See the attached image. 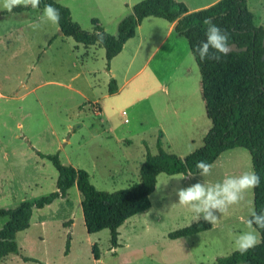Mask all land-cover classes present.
<instances>
[{
    "label": "rangeland",
    "instance_id": "obj_1",
    "mask_svg": "<svg viewBox=\"0 0 264 264\" xmlns=\"http://www.w3.org/2000/svg\"><path fill=\"white\" fill-rule=\"evenodd\" d=\"M57 1L71 9L83 29L92 30L95 18L105 21L110 33H118L109 16L117 14L122 1ZM185 1L192 4L196 0ZM248 6L256 24L264 26V0H248ZM43 10H0V207H14L57 189V169L34 148L58 153L63 164L86 169L98 189L114 191L140 180L135 170L126 178L111 177V171L143 160L147 148L158 152L162 131L158 123L168 129L163 143L166 150L172 143L175 153L185 156L202 145L201 131L207 124L210 129L212 122L205 105L202 116H192L200 70L195 57L188 54L186 37L173 33L138 73L141 62L126 71L118 64V71L123 70L118 76L120 85L124 76L130 80L114 95L109 93L110 80L105 83L106 49L85 46L61 34L59 24L33 27ZM165 32L161 30L160 38ZM198 96L202 100L199 90ZM94 102L99 103L101 115ZM190 121L195 144L179 146L172 125L186 127ZM107 127L112 136H106ZM237 149L241 151L214 164L201 183L215 184L254 170L250 152ZM170 177L165 173L159 177L149 209L119 227L118 246L112 245L109 228L88 232L81 194L74 185L66 197L34 208L31 226L17 233L20 252L7 255L1 264H214L217 257L235 251L233 236L251 230L247 221L254 210V191H248L227 213L216 211L218 220L211 229L172 239L170 232L203 217L195 219L189 208L178 203L175 189L183 184ZM7 220L8 216H0V229ZM253 229L260 241L259 231ZM95 243L99 259L93 253ZM23 255L40 262L25 261Z\"/></svg>",
    "mask_w": 264,
    "mask_h": 264
},
{
    "label": "trees",
    "instance_id": "obj_2",
    "mask_svg": "<svg viewBox=\"0 0 264 264\" xmlns=\"http://www.w3.org/2000/svg\"><path fill=\"white\" fill-rule=\"evenodd\" d=\"M51 4L60 12L59 28L63 35L73 37L85 46L98 44L106 49L107 68L113 57L118 55L124 44L133 37L137 27L148 16L175 21L186 12L188 6L179 0H140L133 12L124 17L114 35L94 21L92 30H85L72 17L71 9L57 0H40L39 8ZM29 8H14L23 12ZM3 14V12L1 13ZM212 22L228 33V43L237 44L239 50L229 51L219 61L201 60L195 52L197 43L204 39V20ZM187 38L201 71L202 96L212 127L204 138V144L182 157L163 146V132L157 140L158 152L147 148L146 158L140 168V180L126 188L114 191L98 189L86 169L63 164L59 154L44 153L36 148L41 157L48 158L58 171L57 189L32 201H21L14 207H0V216H8L0 229V264L11 253H19L17 233L28 229L34 208H43L58 198L68 195L76 185L81 194V205L89 233L102 229L111 230L113 246H118L119 227L130 217L152 206L151 194L155 191L158 175L197 174L196 162L212 164L226 150L246 148L251 155L254 171L260 176L261 184L253 189L254 210H264V26L255 22L248 0H219L213 5L188 14L175 28ZM103 35V40L98 38ZM246 47V49H244ZM117 90L115 78L109 84V92ZM260 233V242L244 254L238 251L217 257L214 264H264V229L253 225ZM213 224L201 219L189 226L169 233L177 239L211 229ZM68 241L65 253L68 254ZM93 253L100 258L97 243ZM25 261L39 259L23 255Z\"/></svg>",
    "mask_w": 264,
    "mask_h": 264
},
{
    "label": "clouds",
    "instance_id": "obj_3",
    "mask_svg": "<svg viewBox=\"0 0 264 264\" xmlns=\"http://www.w3.org/2000/svg\"><path fill=\"white\" fill-rule=\"evenodd\" d=\"M40 0H3L0 10L13 12L14 8H33L39 7ZM60 21L59 10L51 4H46L42 13L41 20L33 27L39 28L41 25L51 23L58 25ZM206 28L204 30V39L199 41L195 46V52L201 60L214 59L219 61L222 56L227 55L230 51L228 43V33L212 22L211 18L204 20ZM102 41L103 35L98 34ZM212 165L201 160L196 162L197 174L205 177L209 176L212 171ZM191 176V175H190ZM186 177L174 178L177 182ZM261 184L260 176L254 171H245L238 176H228L222 182L205 185L196 182L187 187H178L175 193L178 197V203L181 206L189 208L195 215V219L201 216L206 222L215 224L218 220L216 211L227 213L230 206L239 204L245 194L259 187ZM250 231L242 232L233 236V244L236 251L241 254L257 246L260 242L255 234L253 225L264 229V210L259 213L253 210L250 219L247 221Z\"/></svg>",
    "mask_w": 264,
    "mask_h": 264
},
{
    "label": "crops",
    "instance_id": "obj_4",
    "mask_svg": "<svg viewBox=\"0 0 264 264\" xmlns=\"http://www.w3.org/2000/svg\"><path fill=\"white\" fill-rule=\"evenodd\" d=\"M120 1H122V2L118 3V12H117V14H112V15L109 16V18L111 17V21L110 22H115L118 27H119L120 21L124 17H126L127 15H129V14H131L133 12L134 4L139 2V1H132V0H128V1L127 0H120ZM179 1H185V0H179ZM217 1H219V0H196L192 4H189V3H187L185 1L187 3L188 9H189L188 12H186L184 15H182L181 17H179L178 19H176L175 21H172V22L168 21V20H166L164 18L156 17V16L145 17L143 19V21L141 22V24L137 27L135 35L133 37H131L130 39H128V41L124 44V47H123L122 51L118 55H116L115 57L112 58V60L110 62V68L109 69L107 68V70L105 71V73L107 75V79H106L105 83H107L109 80L111 81L112 78H115L116 84H117V90L114 93H110V92L109 93L117 95L120 92V88H121L120 86H124L130 80V78H125V76H124L123 77V84L120 85V82H119V78L120 77H118V76H121V74L123 73V70H122V72L118 71V69L120 68V66L118 64H121V65L123 64L124 65V69L126 71L129 68H131L132 65L135 64L136 62H141L140 63V67H139V69L137 70L136 73L142 71L145 68V66L148 65V63L150 62L151 58L156 54V52L159 51L161 45L164 43L165 40H167L173 33H175L176 35H179L175 31V28L188 14H190L192 12H195L197 10L209 7V6L213 5L214 3H216ZM125 12H128V13H125ZM94 21L97 24H99L102 27H104L105 30H108L107 29V24H106L105 21H103V20L99 21V20L94 18L93 21H92L93 22V27H94ZM162 29H165L166 32L160 38V34H161V30ZM108 32H109V30H108ZM179 36H182V35H179ZM89 46H91V47L92 46L93 47L99 46L100 47V45H98V44H93V45H89ZM101 47H103V46H101ZM183 49L186 51L187 47L183 48ZM187 51H188V54H189L190 57H191V55H192V57H195L190 47H189V49ZM195 61H196V59H195ZM106 67H107V62H106ZM199 70H200V68H199ZM201 81H202V77H201V71H200L199 75H198V82H197L196 92H194V95L192 97V103H193V107L192 108H194V112L192 113V116H195V114L196 115L199 114L200 116H202L203 113H204V105H205V109H206L205 99L202 96V100H201L199 98V96H198V90L200 91V93L202 95V82ZM107 94L108 93H105L104 95H107ZM95 100L98 101V99H95ZM92 104L95 105V106H98V108L100 107L98 102H94ZM101 113L102 112H101V107H100L98 114L101 115ZM206 115H207V111H206ZM211 122H212V120H211ZM205 123H207V121ZM187 124H188V126H186V127L172 125V130L175 133L177 132V134L179 136V140H178L179 146H186L189 143L195 144V141L193 140V138H194L193 125H192L191 121L189 123H187ZM212 125H213V123L211 124V127H212ZM157 126L163 132V136H162L163 139L162 140H163V143H164V140L166 142L168 129L162 123H158ZM211 127H210V129H211ZM210 129H208V124H207L206 129L204 131H201V133H202V137H201L202 140L201 141H203V143H201L202 145L204 144V138H205L207 132ZM105 131H106V136L107 137L112 136L111 133L113 131L110 128L107 127L105 129ZM168 146H170V148L172 146V148L170 149L171 152H174V153L177 152L176 149H174V147H173L174 145L172 143H169ZM200 147H198V148H200ZM237 148H239V147L224 151L216 159V161L214 163H212L211 165L213 166L214 164H217V162L220 161V159H222L223 157H225L228 154H233L235 152H240L241 150H238ZM170 150L168 149V151H170ZM194 150H196V149H194ZM193 151H191V152H193ZM182 157H184V156H182ZM145 158H146V155H145L143 160L142 159H141V161L138 160V162H136V164H134L133 166H129L128 167V165L124 164L126 166V168H124L123 170H120V171L112 170L111 171V177H117V176L121 177V176H123V177L126 178L128 176V173H132L133 170H135L137 172V174L139 175V177H140V168H141V165L144 162ZM162 174L163 173L158 175L157 183L159 181V177ZM167 175L171 176L170 178H168L169 180L172 179L174 181H176L174 178L186 177L185 179L179 181L181 184H183V187H187V186H189L191 184H194L196 182H201L205 178V177L199 176L198 174H194V173H189V174L179 173V174H173V175L167 174ZM213 226H214V224H213ZM201 232H203V231H201ZM196 234H198V233H196ZM192 235H195V234H192Z\"/></svg>",
    "mask_w": 264,
    "mask_h": 264
},
{
    "label": "water",
    "instance_id": "obj_5",
    "mask_svg": "<svg viewBox=\"0 0 264 264\" xmlns=\"http://www.w3.org/2000/svg\"><path fill=\"white\" fill-rule=\"evenodd\" d=\"M59 31H60V33H62L61 30H59ZM244 49H246V47ZM232 50H239L237 44H230V51H232Z\"/></svg>",
    "mask_w": 264,
    "mask_h": 264
}]
</instances>
